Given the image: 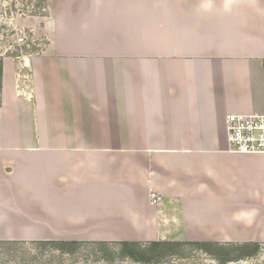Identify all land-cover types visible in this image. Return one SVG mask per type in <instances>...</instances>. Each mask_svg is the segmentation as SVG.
I'll return each instance as SVG.
<instances>
[{"label": "crops", "instance_id": "obj_1", "mask_svg": "<svg viewBox=\"0 0 264 264\" xmlns=\"http://www.w3.org/2000/svg\"><path fill=\"white\" fill-rule=\"evenodd\" d=\"M40 1L29 88L2 62L0 241L264 245V155L224 126L264 115V0Z\"/></svg>", "mask_w": 264, "mask_h": 264}, {"label": "rangeland", "instance_id": "obj_2", "mask_svg": "<svg viewBox=\"0 0 264 264\" xmlns=\"http://www.w3.org/2000/svg\"><path fill=\"white\" fill-rule=\"evenodd\" d=\"M43 8L44 5L40 0L6 1L4 6V12L6 14L3 15V12H0V38H4L3 41L0 39V58L2 62L4 58H11L17 62L27 57L29 64L30 58L41 52L40 47H38L39 42L37 41L34 45H30V48L9 47L6 36H12L14 33L12 28H15L23 31L28 36L29 42L32 38H38L39 35L33 31V28L24 29L21 26L33 25L36 22L34 20L35 17L45 15ZM21 63H24L23 60ZM24 72H28V68L23 69ZM17 85L19 90L21 88L24 89L27 85L29 87L30 81L28 78H24L19 80ZM45 241L43 240V242ZM163 241L177 242L179 245L170 248L154 249L151 252L149 250V244L151 242L162 241L134 242L141 244V248L146 251L141 261H135L129 257H125L122 254L124 251L118 245L120 242L65 241L77 242L80 243V246L70 247L69 249L73 252L64 254L57 250H53V253H51L49 251L50 248L40 251V249L35 248L36 246L28 244L30 242L41 241H0V264H264V245L258 244V252L253 256L244 258L243 260H237L235 259V255L237 254L235 248L238 245L235 244H221L225 246L227 251L226 249L216 251L214 250L215 246L206 247L205 249H208V251H204L194 244L197 242L193 241ZM22 242L26 244H21ZM101 243H105V246L101 245Z\"/></svg>", "mask_w": 264, "mask_h": 264}, {"label": "built area", "instance_id": "obj_3", "mask_svg": "<svg viewBox=\"0 0 264 264\" xmlns=\"http://www.w3.org/2000/svg\"><path fill=\"white\" fill-rule=\"evenodd\" d=\"M3 15L6 13L2 11ZM14 33L12 36H6V41L9 47H28L34 45V43L39 42L38 47L43 46L41 39L32 38L29 42L28 36L21 30L12 28ZM2 41L4 38H0ZM23 64L18 66L16 72L17 82L19 80L28 78L29 73L24 72L23 69L28 68V59L26 57L22 59ZM21 60V61H22ZM24 88L28 89V85ZM224 126L226 130V141L229 150L234 153L239 154H263L264 155V115H237L230 114L224 119ZM161 202V197L155 192H151L149 195V204L157 205Z\"/></svg>", "mask_w": 264, "mask_h": 264}, {"label": "trees", "instance_id": "obj_4", "mask_svg": "<svg viewBox=\"0 0 264 264\" xmlns=\"http://www.w3.org/2000/svg\"><path fill=\"white\" fill-rule=\"evenodd\" d=\"M13 56V55H12ZM14 57V56H13ZM2 88V60L0 58V91ZM10 243H16V242H10ZM21 244H26L25 242L21 243ZM28 244H31L33 246H36L35 248L40 249V251L50 248V252L53 253V250H57L61 253L64 254H70L73 251L71 249H69L70 247L73 246H80V243L77 242H56V241H41V242H30ZM195 245H197L199 247V249L204 250V251H208V249H205L206 247H214V250L216 251H222L225 248V246H222L221 244H210V243H194ZM101 245L105 246V243H101ZM118 245L121 246L122 250L124 251L122 254L125 255V257H129L132 260L135 261H141L143 258V256L145 255V252L142 248H141V244L139 243H134V242H120L118 243ZM176 245H179V243L177 242H151L149 244V250L151 252L154 251V249H159V248H170V247H175ZM258 244L256 243H245V244H241L236 246L235 248V252H237V254L235 255V259L237 260H243L244 258L247 257H251L253 256L255 253L258 252ZM221 249V250H220ZM227 251V249H226ZM229 251V250H228ZM227 261V260H224Z\"/></svg>", "mask_w": 264, "mask_h": 264}]
</instances>
